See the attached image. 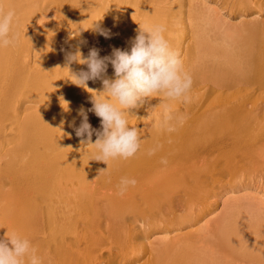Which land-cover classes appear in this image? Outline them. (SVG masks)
Returning <instances> with one entry per match:
<instances>
[{
  "label": "bare ground",
  "instance_id": "6f19581e",
  "mask_svg": "<svg viewBox=\"0 0 264 264\" xmlns=\"http://www.w3.org/2000/svg\"><path fill=\"white\" fill-rule=\"evenodd\" d=\"M0 10L15 11L18 36L0 47V238L28 239L42 264H264V0H0ZM154 24L191 76L188 99L154 94L129 109L139 151L96 161L71 125L97 94L71 82L87 66L67 65L64 50L85 40V57L130 52L139 25ZM88 88L103 91L100 80ZM122 178L137 183L121 196Z\"/></svg>",
  "mask_w": 264,
  "mask_h": 264
},
{
  "label": "clouds",
  "instance_id": "9594fccd",
  "mask_svg": "<svg viewBox=\"0 0 264 264\" xmlns=\"http://www.w3.org/2000/svg\"><path fill=\"white\" fill-rule=\"evenodd\" d=\"M14 17V10L7 13L0 10V47L13 46L18 39L17 35L11 33ZM92 29L99 35L110 38V33L99 24H94ZM165 31L163 25H139L137 35L131 41L130 52L114 48L112 54L105 57L100 56L97 48L89 49L85 57L80 50V46L87 43L85 40L79 41L75 51L64 50L67 65L78 63L87 66L86 71L81 69L78 72L67 68L71 82L97 94L92 95L91 108L81 107L78 110V115L82 118L79 126H75V121L71 125L75 135L81 138L82 144L92 145L98 150L94 160L107 164L109 160L117 158L127 160L139 151L141 137L139 129L128 125L129 109L138 107L154 94L160 93L169 99L183 98L187 101L192 79L184 71L179 53L171 48L165 38ZM80 33L81 31L79 35ZM109 64L114 69V79L107 78ZM97 80L102 82V92L88 88V81ZM100 94L105 95L101 97ZM89 112L100 118L102 130L93 128L89 123ZM94 134L96 140L93 143ZM154 151L150 150L149 155ZM136 183L134 178H122L118 185V194L124 195L128 187L135 186ZM0 264L42 262L30 241L13 233L6 235V238H0Z\"/></svg>",
  "mask_w": 264,
  "mask_h": 264
},
{
  "label": "rangeland",
  "instance_id": "374dc122",
  "mask_svg": "<svg viewBox=\"0 0 264 264\" xmlns=\"http://www.w3.org/2000/svg\"><path fill=\"white\" fill-rule=\"evenodd\" d=\"M254 192V191H253ZM257 193H258V196H259V198H264V190H263V187L262 186H260L258 189H257Z\"/></svg>",
  "mask_w": 264,
  "mask_h": 264
}]
</instances>
